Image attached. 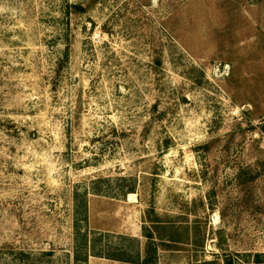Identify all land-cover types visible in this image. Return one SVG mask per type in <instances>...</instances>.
I'll use <instances>...</instances> for the list:
<instances>
[{
	"label": "rangeland",
	"instance_id": "374dc122",
	"mask_svg": "<svg viewBox=\"0 0 264 264\" xmlns=\"http://www.w3.org/2000/svg\"><path fill=\"white\" fill-rule=\"evenodd\" d=\"M150 245L264 264V0H0V264Z\"/></svg>",
	"mask_w": 264,
	"mask_h": 264
},
{
	"label": "trees",
	"instance_id": "16d2710c",
	"mask_svg": "<svg viewBox=\"0 0 264 264\" xmlns=\"http://www.w3.org/2000/svg\"><path fill=\"white\" fill-rule=\"evenodd\" d=\"M78 8H80V10L83 12L84 9H83L82 7H78ZM78 223H79V220H78V222H77L76 225H79ZM151 237H152V236L149 237L150 240L152 239ZM85 238H86V237H85ZM149 244H151V243H149ZM148 249H149V251H148V252H149V253H148L149 256H148V258L146 259V261L144 262V264H148V263H150V264H156V260L152 258V256L155 255V253H156L155 250L152 249L151 245H150V247L148 246Z\"/></svg>",
	"mask_w": 264,
	"mask_h": 264
}]
</instances>
